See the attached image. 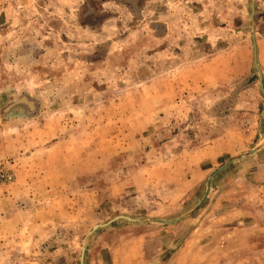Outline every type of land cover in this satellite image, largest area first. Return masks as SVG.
Here are the masks:
<instances>
[{
    "label": "rangeland",
    "instance_id": "1",
    "mask_svg": "<svg viewBox=\"0 0 264 264\" xmlns=\"http://www.w3.org/2000/svg\"><path fill=\"white\" fill-rule=\"evenodd\" d=\"M254 33L264 84V0H0V264H264Z\"/></svg>",
    "mask_w": 264,
    "mask_h": 264
},
{
    "label": "water",
    "instance_id": "2",
    "mask_svg": "<svg viewBox=\"0 0 264 264\" xmlns=\"http://www.w3.org/2000/svg\"><path fill=\"white\" fill-rule=\"evenodd\" d=\"M254 60H255L256 68L258 69V71H259V73H260V84H261V87H262V89H263V91H264V84H263L262 70H261V68H260V66H259V63H258V51H257L256 34H255V33H254ZM261 125H263V122L261 123ZM262 136L264 137V134H263V133H262ZM208 192H209V191H208ZM121 218H122V217H121ZM117 219H119V218L114 219V220L111 221L110 223L114 222V221L117 220ZM102 226H104V225H101V226L96 227L95 230L98 229V228H100V227H102ZM84 251H85V248H84V250H83L82 264H83V260H84Z\"/></svg>",
    "mask_w": 264,
    "mask_h": 264
},
{
    "label": "flooded vegetation",
    "instance_id": "3",
    "mask_svg": "<svg viewBox=\"0 0 264 264\" xmlns=\"http://www.w3.org/2000/svg\"><path fill=\"white\" fill-rule=\"evenodd\" d=\"M24 102H25V104H28L29 106H31V102L26 101V100H24Z\"/></svg>",
    "mask_w": 264,
    "mask_h": 264
}]
</instances>
